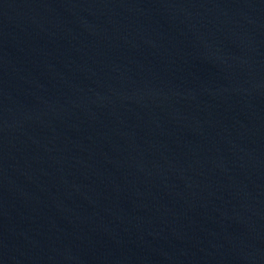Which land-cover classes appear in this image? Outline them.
<instances>
[{
    "label": "water",
    "instance_id": "1",
    "mask_svg": "<svg viewBox=\"0 0 264 264\" xmlns=\"http://www.w3.org/2000/svg\"><path fill=\"white\" fill-rule=\"evenodd\" d=\"M0 264H264V0H0Z\"/></svg>",
    "mask_w": 264,
    "mask_h": 264
}]
</instances>
